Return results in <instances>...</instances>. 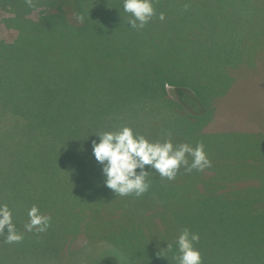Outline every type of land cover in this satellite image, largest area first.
<instances>
[{
	"label": "rangeland",
	"instance_id": "rangeland-1",
	"mask_svg": "<svg viewBox=\"0 0 264 264\" xmlns=\"http://www.w3.org/2000/svg\"><path fill=\"white\" fill-rule=\"evenodd\" d=\"M179 2L183 6L180 12L187 11L185 5L197 15H210L216 22L226 19L230 23V26L207 24L204 36L198 37L194 45V58L190 59L208 67L206 75L191 76L197 84L186 83L200 92L204 101L212 97L213 113L202 130L194 129L190 119L177 116L171 107H164L159 101L161 82L155 81L154 74L160 71L162 80L170 76L168 68H177L166 56V60H131L133 73L102 72L88 65L71 66L27 54L21 60L0 59V95L19 107L28 119L22 132L11 134L9 117L0 118V205L9 206L17 231L24 236L12 244L5 243L0 236V264H97L108 257H118L125 264L126 254L110 231L115 233L114 229L127 225V221L147 219L155 226L157 236L161 222L170 230L174 228L169 218L178 212L181 232L187 228L199 234L197 248L206 235L213 239L202 244L212 246L208 250L216 252V257L207 254L203 264H251L253 254L263 252V219L259 229L257 219L238 225L229 214L233 202L208 199L200 202V196L194 193L204 187L207 191L221 189L218 195L228 192L233 196L243 189L258 188L263 182L264 0ZM117 4L119 0L114 5ZM165 5V0H153L155 15L166 14ZM11 7L0 6V39L6 42H13L18 36L17 28L7 27L5 22L15 14ZM46 9L45 5L36 7L27 16L37 19ZM236 21L243 23L237 25L241 26L239 31L242 27L245 30L242 40L238 33H231L233 30L226 41L215 38L213 31L225 32L228 27L234 28ZM153 26L150 20L147 31L151 33ZM189 36L195 40V34ZM163 84L167 97L174 99L175 85L166 80ZM153 111L156 113L152 118H146ZM132 119L135 124L146 121V128L132 127L129 124ZM123 126H130L137 135L150 141L171 139L174 145L188 143L193 147L203 143L212 165L191 172L182 166L174 180L164 178L169 187L183 185L180 191L168 195L169 208H164L154 196L137 203H133L135 195L116 196L105 186L102 165L92 153V142H99L98 133ZM196 130L198 134L194 133ZM148 179L150 186H158L153 172ZM105 193L107 198L100 211L93 215L87 210L81 215L84 220L78 217L82 202L90 209L95 195L101 194L103 199ZM262 204L257 203L252 209ZM33 205L52 218L51 226L43 233L28 232L24 227ZM77 224L79 228L74 227ZM129 230L123 235L133 237L129 245L135 246L136 230ZM181 232L177 229L162 237L174 234L177 241ZM198 249L203 256V248ZM178 255L176 246L165 260L157 259L151 251L145 256L153 264H178Z\"/></svg>",
	"mask_w": 264,
	"mask_h": 264
},
{
	"label": "trees",
	"instance_id": "trees-1",
	"mask_svg": "<svg viewBox=\"0 0 264 264\" xmlns=\"http://www.w3.org/2000/svg\"><path fill=\"white\" fill-rule=\"evenodd\" d=\"M165 1V8L168 7L165 19L161 21L159 15H154L151 19L154 26L150 29V33L149 30L147 31L146 26L140 30L130 27L128 24L130 14L124 12L122 0H119L117 5H114L116 0H0V6L10 5L15 12L13 17L5 19L6 26L15 27L18 30V36L13 42H6L0 39V59L21 60L24 54H27L28 56L49 57L59 62L70 63L71 66L88 65L94 70L102 72H117V70H121L133 73L132 63L134 62L131 60H166L167 58L171 64L177 66L178 70L171 66L168 68L170 76L162 78V80H160L159 76L160 71H156V74H154L156 76L155 81L161 82L160 96L162 95V97L159 101L164 107H171V110L177 113V116L190 119L194 123V129L200 128L202 130L213 113L210 103L212 97L204 101L203 95L187 86L186 83L197 84L192 77L206 75L208 67L202 63L205 67L200 66L198 64L199 60L190 59L194 58L196 49L194 45L198 37L201 38L206 32L204 27L207 24L211 25L210 23L216 22V19H213V16L210 15V17L201 16L202 14L197 15L185 5L184 7L187 11L180 12L183 8L179 2L180 0ZM42 5H45L47 9L44 12L42 11L37 19L27 16L30 10ZM79 17H83L82 22ZM216 24H221L222 26L227 24V26H230L226 19H219ZM238 24L242 26L243 23L236 21L235 27H228L225 32L216 29L213 31L215 38L219 41H226L231 33H235L236 35L239 34V39L242 40L241 36H245V30L242 27V31H239L241 26H237ZM230 30L234 32L229 33ZM191 34H195V40L189 36ZM4 53H7L9 57H6ZM119 62L122 64H119ZM164 80L175 85L172 94L174 99L167 97L164 92V86H162L164 85ZM149 113L146 114V118H152V115L156 112ZM5 115L11 120V124H9L11 134L24 130L23 127L28 120L24 112L19 107L12 105L9 99L0 95V118ZM132 122L133 119L129 120V124L132 127L137 125L138 130L146 128V121H138V124ZM161 123V130L163 131L164 123L162 121ZM198 130L194 131V133L198 134ZM149 167L146 166L151 171ZM152 172L153 180L157 182L158 186H150L147 192L151 193V195H144V193L140 197L135 196L134 200L136 202L133 203H137V200L150 199L154 196L164 208H169L166 205L168 195L170 192L180 191L183 185L173 188L169 187L164 182V178H161L155 171H151L150 174ZM90 173L94 174L92 171ZM91 174L86 181L89 180ZM262 179L263 182L258 187L260 189H243L233 196H229L228 192H222L218 195L217 192H221V189L213 190L209 188V191H207L208 189L204 187H201L203 189L199 188L194 195L196 197L200 196V202L207 201V199L209 201H220L219 203L233 202L229 213L233 218V222L235 223L236 221L238 224L244 223L246 220L257 219L259 229L261 220H264V204L258 205L255 209H252V207L257 203H264V176H262ZM101 191L105 192L103 189ZM201 191H207V193H202ZM110 192L113 191L110 190ZM257 195L263 197L260 198ZM106 198L107 193L103 195V199L101 194L95 195L90 209L82 202L78 206L80 207V211L77 213L78 217L83 219L81 215L84 212L86 213L87 210H91L93 215L95 212L100 211ZM246 205L251 206V208H246ZM221 210L225 211L223 207H221ZM179 213L169 218V221L174 225L172 230L169 229L170 227L165 222H161L162 225L157 227L156 231L160 237L155 235V226L148 222L147 219L127 221V225L123 224L116 227L114 229L115 233L110 231L111 237L117 238L115 242L118 245L120 244V250L123 253L125 252L127 264H153L145 256L150 251L154 257L162 260H165L170 253H173L176 249V241L173 239L174 234L171 235L172 238L169 236L165 239H163L162 235L169 232L174 233L177 229L181 232L180 227L182 224L180 223ZM74 227L79 228L80 224ZM129 229H131V232L136 230L135 238L137 241L135 246L129 245L133 237L125 238L123 235L125 232H130ZM261 238L264 241V234ZM210 241H213V239L209 235H206L205 239L201 240L204 244ZM202 243L198 248H203L202 260L205 263L207 254L211 253L216 257V252L209 251L208 249L212 246L204 247ZM168 244L172 247L167 248ZM128 257H132L135 262ZM97 264L121 263L118 257H108ZM251 264H264V244L263 252L260 251L253 254Z\"/></svg>",
	"mask_w": 264,
	"mask_h": 264
},
{
	"label": "clouds",
	"instance_id": "clouds-1",
	"mask_svg": "<svg viewBox=\"0 0 264 264\" xmlns=\"http://www.w3.org/2000/svg\"><path fill=\"white\" fill-rule=\"evenodd\" d=\"M123 8L130 14L128 24L137 30L143 29L155 15L153 0H123ZM159 19H165L163 12ZM79 20L82 22L83 17ZM98 134L99 142L93 140L92 153L97 163L102 165L105 186L116 196L140 197L146 193L151 183L148 179L151 171L146 166L161 178L174 180L182 166L191 172L194 169L203 171L212 165L203 143L193 147L188 143L174 145L171 139L150 141L143 135H137L130 126ZM27 215L28 222L24 227L28 232L43 233L51 226L52 218L44 215L37 205H33ZM0 236L8 244L18 243L24 238L23 233L17 231L12 210L7 204L0 205ZM199 239L198 233L187 228L182 230L176 241L178 264H203L202 254L195 246ZM170 247L168 244L167 248Z\"/></svg>",
	"mask_w": 264,
	"mask_h": 264
}]
</instances>
